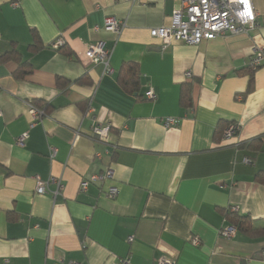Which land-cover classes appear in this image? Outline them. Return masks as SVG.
I'll return each mask as SVG.
<instances>
[{"label":"crops","instance_id":"crops-1","mask_svg":"<svg viewBox=\"0 0 264 264\" xmlns=\"http://www.w3.org/2000/svg\"><path fill=\"white\" fill-rule=\"evenodd\" d=\"M10 1L0 0V264H117L126 256L134 264H264V234H221L225 209L264 219V66L247 68L264 24L162 49L150 31L170 25L183 0ZM253 2L262 21L264 0ZM107 16L126 26L107 30ZM60 37L65 48H52ZM99 42L113 46L112 73L86 56ZM12 50L30 73L5 57ZM128 62L139 65L133 91L119 79ZM188 83L189 105L181 100ZM33 108L44 114L35 118ZM169 117L178 124L167 127ZM97 122L111 125L107 142L92 138ZM230 123L238 132L221 145ZM259 136L260 152L239 148ZM108 168L103 183L81 191L83 178ZM37 176L59 177L64 189L55 198L38 193Z\"/></svg>","mask_w":264,"mask_h":264},{"label":"built area","instance_id":"built-area-1","mask_svg":"<svg viewBox=\"0 0 264 264\" xmlns=\"http://www.w3.org/2000/svg\"><path fill=\"white\" fill-rule=\"evenodd\" d=\"M13 7L20 5V0H11ZM264 24V19L259 20V13L254 6L253 0H183L182 8L174 11L170 25H164L151 29V36L161 40L162 49L167 48L174 42H183L192 45H198L205 40H212L227 33L249 34ZM104 26L107 30L120 33L126 26L124 21L118 20L113 16L105 18ZM65 46V40L60 37L51 44L54 49H60ZM113 53V46L105 42H99L96 46L89 48L86 56L96 62L105 65L107 73H112L110 61ZM264 66V44L258 45L250 56L247 68L256 70ZM191 76V72L187 73ZM147 97L154 99L156 94L153 90L147 92ZM33 116L38 118L44 114L40 109L31 110ZM1 114V110H0ZM178 119L169 117L165 120L167 127L177 125ZM111 125L107 123H95L91 128V136L97 142H107L111 133ZM239 126L236 123H230L224 129L221 145L228 144L237 134ZM28 133L23 134L17 140L18 144H23ZM57 150L54 147L50 149V158L54 159ZM244 161L251 164L252 161L246 157ZM112 175L110 168L102 174H93L81 180L80 189L85 191L91 184H101L107 177ZM55 184L56 189L51 190L50 185ZM36 192H51L54 198L64 189L63 180L59 177H51L43 180L36 177ZM118 195L117 187H110L105 196L111 200ZM233 209V208H232ZM237 230L233 226L227 225L221 230V234L226 237H233ZM133 238H129L132 242ZM200 239L193 240L194 245H200ZM74 264H80L75 262ZM117 264H134L130 256L123 257ZM160 264H173L169 260H163Z\"/></svg>","mask_w":264,"mask_h":264},{"label":"trees","instance_id":"trees-1","mask_svg":"<svg viewBox=\"0 0 264 264\" xmlns=\"http://www.w3.org/2000/svg\"><path fill=\"white\" fill-rule=\"evenodd\" d=\"M37 39V40H36ZM33 47L32 51L36 52L41 48V44L38 41V36H35V42L31 44ZM65 48V46L60 49ZM6 58L15 60L19 64V74L24 75L30 73V62L25 60L20 52L17 50H12L5 55ZM119 79L126 90L133 91L136 88V85L139 81V65L136 62L126 63L121 72ZM191 84H186L182 89L181 100L184 104H191ZM254 88V75H251L249 81V91ZM225 127L219 126L217 128V134L221 135L222 129ZM217 143V142H216ZM239 148H253L255 152H260L263 148V136L256 137L244 143H241ZM251 161H254V157L251 158ZM257 179L264 183V171L259 172ZM224 218L229 226L236 228L237 232H242L249 236H260L264 234V219L256 220L251 216L240 213L238 210L228 208L224 211Z\"/></svg>","mask_w":264,"mask_h":264}]
</instances>
